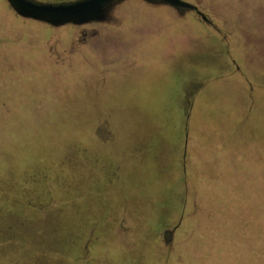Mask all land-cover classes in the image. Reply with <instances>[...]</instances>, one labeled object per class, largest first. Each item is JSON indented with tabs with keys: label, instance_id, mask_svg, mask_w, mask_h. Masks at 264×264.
<instances>
[{
	"label": "rangeland",
	"instance_id": "obj_1",
	"mask_svg": "<svg viewBox=\"0 0 264 264\" xmlns=\"http://www.w3.org/2000/svg\"><path fill=\"white\" fill-rule=\"evenodd\" d=\"M187 1L0 0V264H264V0Z\"/></svg>",
	"mask_w": 264,
	"mask_h": 264
},
{
	"label": "water",
	"instance_id": "obj_2",
	"mask_svg": "<svg viewBox=\"0 0 264 264\" xmlns=\"http://www.w3.org/2000/svg\"><path fill=\"white\" fill-rule=\"evenodd\" d=\"M20 17L33 19L53 27L65 25L88 26L107 21L115 7L125 0H70L39 2L36 0H6ZM151 4H165L179 11H195L208 22V17L197 4L187 0H144Z\"/></svg>",
	"mask_w": 264,
	"mask_h": 264
},
{
	"label": "flooded vegetation",
	"instance_id": "obj_3",
	"mask_svg": "<svg viewBox=\"0 0 264 264\" xmlns=\"http://www.w3.org/2000/svg\"><path fill=\"white\" fill-rule=\"evenodd\" d=\"M199 15V14H198ZM200 16V15H199ZM201 17V16H200ZM209 24H213L212 21L208 18V22Z\"/></svg>",
	"mask_w": 264,
	"mask_h": 264
},
{
	"label": "trees",
	"instance_id": "obj_4",
	"mask_svg": "<svg viewBox=\"0 0 264 264\" xmlns=\"http://www.w3.org/2000/svg\"><path fill=\"white\" fill-rule=\"evenodd\" d=\"M184 173V177L186 176V171L183 172Z\"/></svg>",
	"mask_w": 264,
	"mask_h": 264
}]
</instances>
